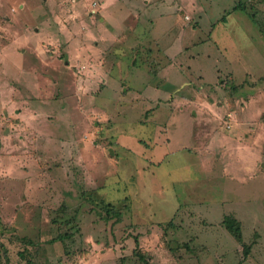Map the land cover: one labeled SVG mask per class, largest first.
I'll return each instance as SVG.
<instances>
[{
  "label": "rangeland",
  "instance_id": "374dc122",
  "mask_svg": "<svg viewBox=\"0 0 264 264\" xmlns=\"http://www.w3.org/2000/svg\"><path fill=\"white\" fill-rule=\"evenodd\" d=\"M136 252L264 264V0H0V264Z\"/></svg>",
  "mask_w": 264,
  "mask_h": 264
},
{
  "label": "trees",
  "instance_id": "16d2710c",
  "mask_svg": "<svg viewBox=\"0 0 264 264\" xmlns=\"http://www.w3.org/2000/svg\"><path fill=\"white\" fill-rule=\"evenodd\" d=\"M108 212H110V210H108ZM117 215L120 216L119 214H117ZM223 224H224L225 228L233 235V237L236 240H238L239 242H242L243 236H242L241 224L237 219L232 218L231 216H227V217H225ZM171 225L172 224L170 222V223L166 224V227H170ZM59 238L63 239L62 237H59ZM136 249L137 250L139 249L138 239L136 240ZM250 250H251L250 246H247V245L244 246V258H247L249 256ZM136 253L142 261H145L146 264H149V262L144 258V256H142L138 252H136Z\"/></svg>",
  "mask_w": 264,
  "mask_h": 264
},
{
  "label": "crops",
  "instance_id": "0c3cea01",
  "mask_svg": "<svg viewBox=\"0 0 264 264\" xmlns=\"http://www.w3.org/2000/svg\"><path fill=\"white\" fill-rule=\"evenodd\" d=\"M147 3V2H146ZM164 78V77H163Z\"/></svg>",
  "mask_w": 264,
  "mask_h": 264
}]
</instances>
